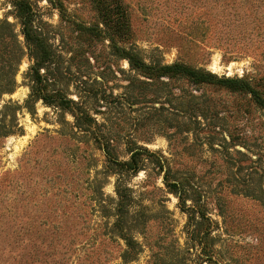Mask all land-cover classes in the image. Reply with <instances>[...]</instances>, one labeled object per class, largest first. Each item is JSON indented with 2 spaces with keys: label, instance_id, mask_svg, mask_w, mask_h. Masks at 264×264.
Segmentation results:
<instances>
[{
  "label": "rangeland",
  "instance_id": "1",
  "mask_svg": "<svg viewBox=\"0 0 264 264\" xmlns=\"http://www.w3.org/2000/svg\"><path fill=\"white\" fill-rule=\"evenodd\" d=\"M23 1L54 51L40 71L43 93L61 89L98 124L78 131L72 113L41 98L26 108L33 61L25 49L14 63L9 41L0 80L16 67V85L0 96L8 132L0 136V264H264V0H122L125 43L147 63L179 62L213 76L198 84L163 78V90L156 80L154 105L166 107L159 110L147 102L157 87L133 80L91 0ZM15 2L0 0V19L22 41ZM227 78L250 83L258 96L218 82ZM100 138L113 141L119 160L132 141L163 154L188 195L182 202L169 192L163 173L126 176L123 227L137 242L127 263L117 175L107 172Z\"/></svg>",
  "mask_w": 264,
  "mask_h": 264
},
{
  "label": "trees",
  "instance_id": "2",
  "mask_svg": "<svg viewBox=\"0 0 264 264\" xmlns=\"http://www.w3.org/2000/svg\"><path fill=\"white\" fill-rule=\"evenodd\" d=\"M94 9L97 12L100 23L103 24L105 30V37L108 36L112 42L113 53L120 59H126L129 62L130 69L134 72L133 80L146 84L148 86L157 87L156 80L161 84V89L169 86V81L175 78H183L193 81L194 83L213 82L210 73L197 68L189 67L185 64L175 62L172 64L163 63H147L144 58L133 47H128L125 42L130 38V24L126 8L122 0H91ZM23 0H16L15 2V16L19 19L21 25V34L23 40H19L15 25L5 19H0V56L8 50L9 41H12L16 50V59L14 63L19 64L23 55L26 52L30 56L33 64L28 71V78L30 80L29 86L31 93L25 101V107L29 110L31 106L38 100L43 101L55 110L69 111L75 117V128L78 131L93 133L94 125L96 126V117L90 113L87 108L81 106L79 101L68 98L65 93L55 88L52 93L44 94L45 87L41 85L43 82V75L40 73L41 69H48L49 65L54 60V51L50 43V36L48 29L41 26L36 21L35 14L26 7ZM90 29V28H89ZM101 31V29H98ZM12 68V67H11ZM16 69V67H15ZM15 69H11L10 77L0 80V96L3 93H11L16 85L14 75ZM12 75V76H11ZM138 76H144L150 81L139 79ZM167 78L169 81H163ZM225 86L233 87L240 86L247 92L252 93L255 97L256 90L251 87L250 83L242 80L223 79L218 80ZM131 84V81L130 83ZM155 88L152 96L147 99L148 104L153 103L152 109L159 110L166 108L165 101H162L158 107L154 105L157 100H160L157 89ZM235 88V87H234ZM171 93V90H168ZM168 97V95H167ZM166 97V100H168ZM149 106V105H148ZM148 108V107H147ZM0 136L8 134L7 131H1ZM103 145V149L107 155V168L109 173L117 175L116 192L118 201L116 204V225L120 228L119 235L125 241L126 249L122 254L123 263H127L136 259V245L134 237L123 227L124 216L128 206V194L126 184L127 175H137L140 170L153 171L163 173V182L168 188L169 192L174 193L180 201L185 202L187 193L183 189V182L176 174L172 173L167 157L163 154H158L150 151L147 147L138 145L137 143L129 142V158L126 160H119L110 147L113 141L111 139H97Z\"/></svg>",
  "mask_w": 264,
  "mask_h": 264
}]
</instances>
